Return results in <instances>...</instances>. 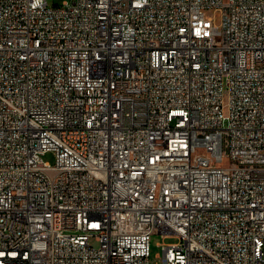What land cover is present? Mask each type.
I'll list each match as a JSON object with an SVG mask.
<instances>
[{
    "label": "built area",
    "instance_id": "1",
    "mask_svg": "<svg viewBox=\"0 0 264 264\" xmlns=\"http://www.w3.org/2000/svg\"><path fill=\"white\" fill-rule=\"evenodd\" d=\"M153 233L264 264V0H0V264H152Z\"/></svg>",
    "mask_w": 264,
    "mask_h": 264
},
{
    "label": "rangeland",
    "instance_id": "2",
    "mask_svg": "<svg viewBox=\"0 0 264 264\" xmlns=\"http://www.w3.org/2000/svg\"><path fill=\"white\" fill-rule=\"evenodd\" d=\"M50 4L61 5L65 0H48ZM71 1V0H69ZM206 18H212L215 24H221L222 22V12L215 8H206L204 10ZM227 96V95H226ZM44 159L49 161L51 164L55 163V156L52 152H48L45 154ZM178 238L174 236L164 237L161 233H153L151 238V262L154 264L155 262L160 263L159 255L162 252V248L160 246L161 243H169L175 242Z\"/></svg>",
    "mask_w": 264,
    "mask_h": 264
}]
</instances>
